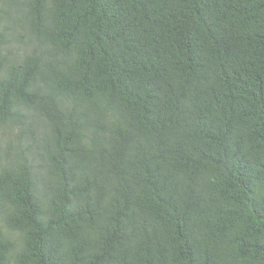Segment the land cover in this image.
I'll use <instances>...</instances> for the list:
<instances>
[{"label":"trees","instance_id":"obj_1","mask_svg":"<svg viewBox=\"0 0 264 264\" xmlns=\"http://www.w3.org/2000/svg\"><path fill=\"white\" fill-rule=\"evenodd\" d=\"M0 264H264V0H0Z\"/></svg>","mask_w":264,"mask_h":264}]
</instances>
